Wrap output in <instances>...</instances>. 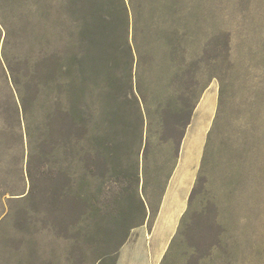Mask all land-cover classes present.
Listing matches in <instances>:
<instances>
[{
	"label": "rangeland",
	"instance_id": "rangeland-1",
	"mask_svg": "<svg viewBox=\"0 0 264 264\" xmlns=\"http://www.w3.org/2000/svg\"><path fill=\"white\" fill-rule=\"evenodd\" d=\"M208 87L169 264H264V0H0V264H112Z\"/></svg>",
	"mask_w": 264,
	"mask_h": 264
},
{
	"label": "crops",
	"instance_id": "crops-1",
	"mask_svg": "<svg viewBox=\"0 0 264 264\" xmlns=\"http://www.w3.org/2000/svg\"><path fill=\"white\" fill-rule=\"evenodd\" d=\"M219 94V89L208 87L195 106L163 194L153 208L141 198L146 213L141 223L132 227L112 264H169L180 226L192 208L218 112ZM102 262L100 259L97 264Z\"/></svg>",
	"mask_w": 264,
	"mask_h": 264
},
{
	"label": "trees",
	"instance_id": "trees-1",
	"mask_svg": "<svg viewBox=\"0 0 264 264\" xmlns=\"http://www.w3.org/2000/svg\"><path fill=\"white\" fill-rule=\"evenodd\" d=\"M193 112V111H192ZM143 115V114H142ZM139 181V178H138ZM139 206L141 207V209L143 210V213H146V207L144 204V201L142 199L139 200Z\"/></svg>",
	"mask_w": 264,
	"mask_h": 264
}]
</instances>
